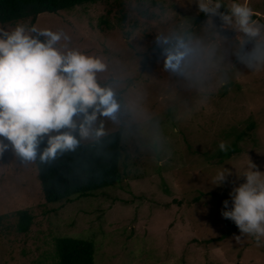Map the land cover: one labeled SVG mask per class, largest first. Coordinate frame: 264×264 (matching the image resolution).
Instances as JSON below:
<instances>
[{"label": "rangeland", "instance_id": "rangeland-1", "mask_svg": "<svg viewBox=\"0 0 264 264\" xmlns=\"http://www.w3.org/2000/svg\"><path fill=\"white\" fill-rule=\"evenodd\" d=\"M248 3L264 23V0ZM165 5L175 15L160 23L156 9ZM201 14L195 0H110L39 15L37 28L63 30L69 48L106 59L101 84L123 76L120 95L131 107L119 122L101 117L97 126L103 122L106 134L123 129L128 158L117 185L47 203L35 161L6 151L0 156V264H56L55 240L65 236L93 240L95 264H264V238L257 246L254 237L241 236L223 218L221 203L232 205L230 193L245 182L249 160L264 172V71L226 54L230 83L203 104L197 89L163 70L155 44L159 32L185 18L200 31L209 18L197 22ZM221 141L239 152L222 158ZM223 169L230 175L216 186ZM20 210L34 217L27 233L16 230Z\"/></svg>", "mask_w": 264, "mask_h": 264}, {"label": "clouds", "instance_id": "clouds-1", "mask_svg": "<svg viewBox=\"0 0 264 264\" xmlns=\"http://www.w3.org/2000/svg\"><path fill=\"white\" fill-rule=\"evenodd\" d=\"M195 2L209 17L205 26L197 31L185 18L159 32L155 44L163 70L197 89L201 103L207 104L216 90L230 83L226 54L254 72L264 71V23L254 18L257 13L248 0ZM156 11L160 23L175 15L166 5ZM70 39L63 30L23 22L0 27V156L10 150L21 161L51 164L75 152L83 140L104 137L103 122L97 126L101 117L117 123L131 107L120 95L123 76L113 75L101 84L99 74L109 72L106 59L69 48ZM219 148L227 151L226 143L221 141ZM228 175L226 169L218 171L215 185H222ZM241 177L245 182L230 193L231 207L228 200L223 202L227 210L222 216L259 246L264 238V172L249 160ZM241 236L235 237L237 242Z\"/></svg>", "mask_w": 264, "mask_h": 264}, {"label": "trees", "instance_id": "trees-1", "mask_svg": "<svg viewBox=\"0 0 264 264\" xmlns=\"http://www.w3.org/2000/svg\"><path fill=\"white\" fill-rule=\"evenodd\" d=\"M103 1L110 0H0V23L6 25L29 21V25L34 26L40 14H58ZM221 11L224 12L225 9L222 8ZM204 17L205 14L202 13L197 22ZM45 146L46 142L42 143L41 150ZM238 152L239 149L234 144L227 148L222 158H231ZM127 158L124 131L119 129L106 134L99 141H82L75 152L66 153L51 164H41L38 159L35 164L46 202L59 203L93 196L98 191L117 185L123 180L121 164ZM16 215L17 232H29L34 222L31 212L20 210ZM55 247L58 260L56 264H95L93 240L58 237Z\"/></svg>", "mask_w": 264, "mask_h": 264}]
</instances>
